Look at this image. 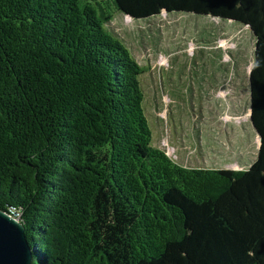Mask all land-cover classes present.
Listing matches in <instances>:
<instances>
[{"label": "trees", "instance_id": "16d2710c", "mask_svg": "<svg viewBox=\"0 0 264 264\" xmlns=\"http://www.w3.org/2000/svg\"><path fill=\"white\" fill-rule=\"evenodd\" d=\"M115 9L238 21L255 36L246 168L184 166L152 143L145 68ZM0 0V208L31 264H264V0Z\"/></svg>", "mask_w": 264, "mask_h": 264}, {"label": "rangeland", "instance_id": "374dc122", "mask_svg": "<svg viewBox=\"0 0 264 264\" xmlns=\"http://www.w3.org/2000/svg\"><path fill=\"white\" fill-rule=\"evenodd\" d=\"M106 8L114 14L106 27L145 68L153 145L184 166L249 167L261 141L250 121L251 29L190 12L133 19Z\"/></svg>", "mask_w": 264, "mask_h": 264}, {"label": "water", "instance_id": "95a60500", "mask_svg": "<svg viewBox=\"0 0 264 264\" xmlns=\"http://www.w3.org/2000/svg\"><path fill=\"white\" fill-rule=\"evenodd\" d=\"M32 257L33 248L23 222L0 208V264H31Z\"/></svg>", "mask_w": 264, "mask_h": 264}, {"label": "built area", "instance_id": "2783aa9c", "mask_svg": "<svg viewBox=\"0 0 264 264\" xmlns=\"http://www.w3.org/2000/svg\"><path fill=\"white\" fill-rule=\"evenodd\" d=\"M10 212H11V211H10ZM11 214H12L15 218H17V219L20 218V213H19V212L14 211V212H11Z\"/></svg>", "mask_w": 264, "mask_h": 264}]
</instances>
